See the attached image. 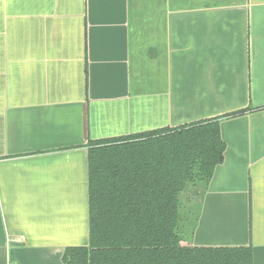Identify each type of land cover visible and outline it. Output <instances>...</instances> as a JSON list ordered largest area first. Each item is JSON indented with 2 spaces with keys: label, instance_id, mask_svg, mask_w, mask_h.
Instances as JSON below:
<instances>
[{
  "label": "crops",
  "instance_id": "0c3cea01",
  "mask_svg": "<svg viewBox=\"0 0 264 264\" xmlns=\"http://www.w3.org/2000/svg\"><path fill=\"white\" fill-rule=\"evenodd\" d=\"M215 117L187 242L264 264V0H0V264L88 244L90 139Z\"/></svg>",
  "mask_w": 264,
  "mask_h": 264
},
{
  "label": "trees",
  "instance_id": "16d2710c",
  "mask_svg": "<svg viewBox=\"0 0 264 264\" xmlns=\"http://www.w3.org/2000/svg\"><path fill=\"white\" fill-rule=\"evenodd\" d=\"M224 149L217 117L90 139L89 241L66 247L63 264H252L247 246H194L185 234Z\"/></svg>",
  "mask_w": 264,
  "mask_h": 264
},
{
  "label": "rangeland",
  "instance_id": "374dc122",
  "mask_svg": "<svg viewBox=\"0 0 264 264\" xmlns=\"http://www.w3.org/2000/svg\"><path fill=\"white\" fill-rule=\"evenodd\" d=\"M198 198L199 196L198 195H193L192 196V199L196 202L198 201ZM191 210V213L187 214L189 215V217L186 215L185 217V222H184V225H185V234L189 233L192 231V226H193V217H196L197 215V212H198V206L197 205H194L193 208H190Z\"/></svg>",
  "mask_w": 264,
  "mask_h": 264
}]
</instances>
